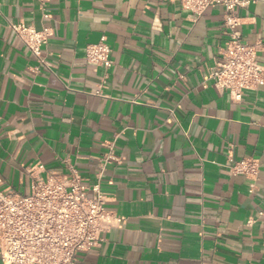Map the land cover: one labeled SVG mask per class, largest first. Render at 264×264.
<instances>
[{
  "label": "crops",
  "instance_id": "crops-1",
  "mask_svg": "<svg viewBox=\"0 0 264 264\" xmlns=\"http://www.w3.org/2000/svg\"><path fill=\"white\" fill-rule=\"evenodd\" d=\"M47 10L42 63L10 27L40 29L39 1L0 0V187L27 193L35 164L99 184L124 220L78 264H264V84L234 102L206 79L228 38L223 7L196 16L168 0H49ZM236 14L242 39L264 45V0ZM102 36L109 68L85 58ZM230 154L258 158V178L233 175Z\"/></svg>",
  "mask_w": 264,
  "mask_h": 264
},
{
  "label": "built area",
  "instance_id": "built-area-1",
  "mask_svg": "<svg viewBox=\"0 0 264 264\" xmlns=\"http://www.w3.org/2000/svg\"><path fill=\"white\" fill-rule=\"evenodd\" d=\"M44 24L40 29L25 23H10L18 39L44 62L41 51L53 35L49 0H38ZM200 16L208 7H223V22L228 38L220 48L216 66L206 79L226 91L232 101L242 99L245 90L264 84V65L259 62L261 41L242 39L241 18L236 9L255 0H168ZM85 58L95 66L109 68L113 64L112 49L102 36L85 46ZM108 159L113 156H108ZM229 171L255 181L260 161L255 157L228 156ZM35 164L26 173L31 176L29 191L18 193L0 187V260L1 264H78L80 253L100 247L105 234L121 226L123 217L106 206V197L99 184H85L77 170L47 171L40 175ZM264 214V212H260Z\"/></svg>",
  "mask_w": 264,
  "mask_h": 264
}]
</instances>
